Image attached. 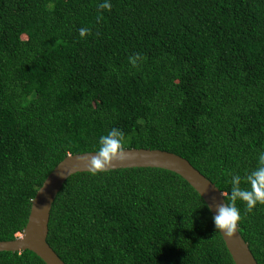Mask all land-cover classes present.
I'll return each instance as SVG.
<instances>
[{
	"label": "trees",
	"instance_id": "trees-1",
	"mask_svg": "<svg viewBox=\"0 0 264 264\" xmlns=\"http://www.w3.org/2000/svg\"><path fill=\"white\" fill-rule=\"evenodd\" d=\"M109 2L0 0V241L22 233L55 166L95 152L113 127L125 149L186 159L225 203L231 176L258 166L264 0ZM236 206L264 264V204ZM46 242L65 264H234L201 197L155 168L69 177ZM0 264L45 263L21 251L0 252Z\"/></svg>",
	"mask_w": 264,
	"mask_h": 264
},
{
	"label": "water",
	"instance_id": "water-1",
	"mask_svg": "<svg viewBox=\"0 0 264 264\" xmlns=\"http://www.w3.org/2000/svg\"><path fill=\"white\" fill-rule=\"evenodd\" d=\"M127 158L115 162L105 171L131 168H155L172 172L181 177L201 197L211 215L225 203L224 196L217 187L197 171L186 159L161 150L125 149ZM89 153L67 155L46 177L31 200L27 223L15 239L0 241V252L29 251L45 264H65L47 244L48 221L52 204L65 181L76 173L90 172ZM103 172V171H102ZM234 264H258L247 243L237 228L231 239L218 230Z\"/></svg>",
	"mask_w": 264,
	"mask_h": 264
},
{
	"label": "clouds",
	"instance_id": "clouds-1",
	"mask_svg": "<svg viewBox=\"0 0 264 264\" xmlns=\"http://www.w3.org/2000/svg\"><path fill=\"white\" fill-rule=\"evenodd\" d=\"M102 9H110L109 0H103L99 5ZM89 30L80 28L81 37ZM141 59L137 53L135 57H129L130 62L135 66L136 60ZM125 150V133L116 127L111 128L106 134H102L98 139V147L94 154H90L88 168L91 174L96 175L111 167L117 161H123L127 158ZM246 186L241 187V183ZM231 188L227 203L220 205L212 221L216 230L222 231V234L231 239L238 222L241 220L240 209L236 206L239 200L244 203L247 211H252L257 204H264V152L258 156V166L252 171L246 173L243 177L239 174H233L229 181ZM223 195V194H222ZM209 210L212 211L209 206Z\"/></svg>",
	"mask_w": 264,
	"mask_h": 264
}]
</instances>
